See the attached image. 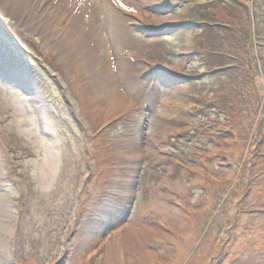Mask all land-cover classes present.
I'll use <instances>...</instances> for the list:
<instances>
[{
	"label": "rangeland",
	"instance_id": "374dc122",
	"mask_svg": "<svg viewBox=\"0 0 264 264\" xmlns=\"http://www.w3.org/2000/svg\"><path fill=\"white\" fill-rule=\"evenodd\" d=\"M19 2L0 264H264V0Z\"/></svg>",
	"mask_w": 264,
	"mask_h": 264
},
{
	"label": "bare ground",
	"instance_id": "6f19581e",
	"mask_svg": "<svg viewBox=\"0 0 264 264\" xmlns=\"http://www.w3.org/2000/svg\"><path fill=\"white\" fill-rule=\"evenodd\" d=\"M2 3L4 5L9 4L10 10H14V9H16V7L19 5L20 2H19V0H0V5H2ZM22 5H26V3L24 2ZM0 60H1L0 61V69H2V71H5L6 73L11 74L12 73L11 68L12 69L15 68V65H13V62H10V60L9 61L3 60V59H1V56H0ZM119 98H120V95L118 93L112 97V99L110 100V103L119 104L120 103V102H118ZM130 158H129L128 164H127L128 168L132 167L130 165V163H131ZM129 184H130V182H129ZM145 206L150 207L151 209H153L155 211L163 212L165 215H168L169 218H175L176 213L178 212L177 206L175 204L168 203V201L166 199H164L161 194L154 196V198L149 203H146V205H144V207ZM140 207H143V206H140ZM96 215H97V218L106 217L105 213H103L101 210L96 212ZM121 231L124 233V237L126 239H128L129 241H132L133 243H135V245H138L141 243L142 240H141V236H140L139 232L133 231V229L130 227V225H125L121 229ZM120 257H121V255L120 254L118 255V252L116 251V249L111 248L108 251V257L106 260L108 261V263H114V261L120 259Z\"/></svg>",
	"mask_w": 264,
	"mask_h": 264
},
{
	"label": "trees",
	"instance_id": "16d2710c",
	"mask_svg": "<svg viewBox=\"0 0 264 264\" xmlns=\"http://www.w3.org/2000/svg\"><path fill=\"white\" fill-rule=\"evenodd\" d=\"M228 26H226V28H227ZM223 67V66H222Z\"/></svg>",
	"mask_w": 264,
	"mask_h": 264
}]
</instances>
